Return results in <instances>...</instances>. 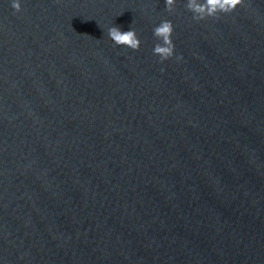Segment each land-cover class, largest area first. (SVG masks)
Wrapping results in <instances>:
<instances>
[{
  "label": "water",
  "instance_id": "95a60500",
  "mask_svg": "<svg viewBox=\"0 0 264 264\" xmlns=\"http://www.w3.org/2000/svg\"><path fill=\"white\" fill-rule=\"evenodd\" d=\"M0 264H264V0H0Z\"/></svg>",
  "mask_w": 264,
  "mask_h": 264
}]
</instances>
